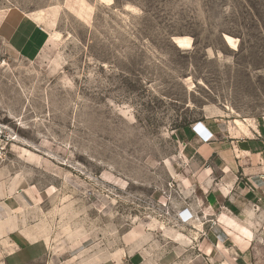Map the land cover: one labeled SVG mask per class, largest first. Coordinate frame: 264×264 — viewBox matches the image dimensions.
Wrapping results in <instances>:
<instances>
[{
  "label": "rangeland",
  "instance_id": "obj_1",
  "mask_svg": "<svg viewBox=\"0 0 264 264\" xmlns=\"http://www.w3.org/2000/svg\"><path fill=\"white\" fill-rule=\"evenodd\" d=\"M204 119L264 131V0H0V264H134Z\"/></svg>",
  "mask_w": 264,
  "mask_h": 264
},
{
  "label": "crops",
  "instance_id": "obj_2",
  "mask_svg": "<svg viewBox=\"0 0 264 264\" xmlns=\"http://www.w3.org/2000/svg\"><path fill=\"white\" fill-rule=\"evenodd\" d=\"M201 123L209 141L191 127L178 132L182 149L170 175L176 215L144 221L140 236L128 241L130 263L264 264V131L232 134L231 122ZM183 209L191 214L187 223L178 219ZM42 251L20 242L2 262L31 264Z\"/></svg>",
  "mask_w": 264,
  "mask_h": 264
},
{
  "label": "built area",
  "instance_id": "obj_3",
  "mask_svg": "<svg viewBox=\"0 0 264 264\" xmlns=\"http://www.w3.org/2000/svg\"><path fill=\"white\" fill-rule=\"evenodd\" d=\"M201 124V122L195 123L191 126V129L200 137V139L203 141H209L212 138V135L209 134L207 129H205V127ZM177 215L180 223H187L191 218V214H189L186 209L181 210Z\"/></svg>",
  "mask_w": 264,
  "mask_h": 264
},
{
  "label": "bare ground",
  "instance_id": "obj_4",
  "mask_svg": "<svg viewBox=\"0 0 264 264\" xmlns=\"http://www.w3.org/2000/svg\"><path fill=\"white\" fill-rule=\"evenodd\" d=\"M101 3H106L107 5H111L113 3V0H99ZM243 127V126H242ZM246 128V127H245ZM243 129V128H242ZM248 131V130H247ZM8 232V231H7ZM32 239H24L23 242L25 244L31 242Z\"/></svg>",
  "mask_w": 264,
  "mask_h": 264
}]
</instances>
